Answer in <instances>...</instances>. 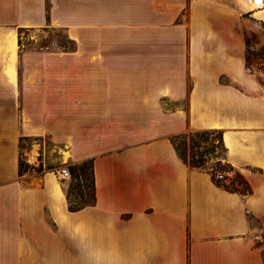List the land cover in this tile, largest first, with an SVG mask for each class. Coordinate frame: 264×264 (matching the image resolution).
<instances>
[{
	"label": "crops",
	"instance_id": "obj_1",
	"mask_svg": "<svg viewBox=\"0 0 264 264\" xmlns=\"http://www.w3.org/2000/svg\"><path fill=\"white\" fill-rule=\"evenodd\" d=\"M256 25L264 0H0V264H264ZM188 130L221 134L250 194L180 159ZM42 137L93 160L95 204L71 212L51 173L20 174Z\"/></svg>",
	"mask_w": 264,
	"mask_h": 264
},
{
	"label": "rangeland",
	"instance_id": "obj_2",
	"mask_svg": "<svg viewBox=\"0 0 264 264\" xmlns=\"http://www.w3.org/2000/svg\"><path fill=\"white\" fill-rule=\"evenodd\" d=\"M256 26V31L247 32V38L251 46V60L253 61L249 70L258 74L261 83L264 84V29L260 28L259 25ZM19 38L32 41L55 40L60 45L72 49V45L66 42V34L62 31H20ZM177 137L176 143L185 152L188 161L201 163L204 167L202 170L209 173L215 182L217 181L215 176L218 172L234 170L226 161V151L221 143L219 133L188 130ZM41 149L42 151H39ZM21 150V162L24 164L23 171L25 173H31L39 179L43 174L51 173L58 182L62 183L66 196L72 204L84 205L91 203L94 192L90 168L86 164L82 168V172L79 170V166L87 160L79 163L65 160L61 148L53 145L47 137L23 140ZM62 169L69 171L70 179L61 177L60 172ZM72 169L75 170L74 175L71 172Z\"/></svg>",
	"mask_w": 264,
	"mask_h": 264
},
{
	"label": "trees",
	"instance_id": "obj_3",
	"mask_svg": "<svg viewBox=\"0 0 264 264\" xmlns=\"http://www.w3.org/2000/svg\"><path fill=\"white\" fill-rule=\"evenodd\" d=\"M246 45H247V48H246V67H247V69H251L253 61L251 60V56H252V54H251V46H250V41H249L248 38H246ZM213 132H215V131H213ZM177 138H178L177 136L172 137L171 138V142L174 145L175 150H176L178 156L180 157V159L185 164L189 165L190 167L197 168V169L201 168V170H202L204 167L202 166L201 163H196L194 161H188L185 152L176 143ZM220 140H221V143H222L221 134H220ZM225 151H226V149H225ZM86 164H88V166L90 168L91 176H92V184H93V192H94L93 198H92L91 203L84 204V205H82V204H72L68 200L69 201V210L71 212H76V211H78V210H80V209H82V208H84V207H86L88 205H93V204H95V201H96L94 176H93V160L90 159V160H87V162H83L79 166V170H80V172H82V168H84L86 166ZM23 168H24V164L20 160L19 169H20V174L21 175L23 173H25V171H23ZM71 172H72L73 175L75 174V170L74 169H72ZM216 183L218 185L224 187L227 191L237 192V193H240L241 195H247V194L251 193V187L249 186V184L246 182V180L238 172H235V178L233 179V181L230 184H227V183H224V182H219V181H216ZM67 199H68V197H67Z\"/></svg>",
	"mask_w": 264,
	"mask_h": 264
},
{
	"label": "built area",
	"instance_id": "obj_4",
	"mask_svg": "<svg viewBox=\"0 0 264 264\" xmlns=\"http://www.w3.org/2000/svg\"><path fill=\"white\" fill-rule=\"evenodd\" d=\"M60 175L63 179L71 178V175L67 169H62L60 172ZM215 178L219 182L230 184L235 178V171L234 170H224V171L218 172Z\"/></svg>",
	"mask_w": 264,
	"mask_h": 264
},
{
	"label": "bare ground",
	"instance_id": "obj_5",
	"mask_svg": "<svg viewBox=\"0 0 264 264\" xmlns=\"http://www.w3.org/2000/svg\"><path fill=\"white\" fill-rule=\"evenodd\" d=\"M261 4V0H252V5L253 6H255V7H257V6H259ZM12 43V42H11ZM12 57V56H11ZM12 59V58H11ZM11 67V66H10ZM51 176L56 180V177L53 175V174H51ZM54 181V180H53ZM56 186V185H55ZM57 187V186H56ZM58 188V187H57Z\"/></svg>",
	"mask_w": 264,
	"mask_h": 264
}]
</instances>
